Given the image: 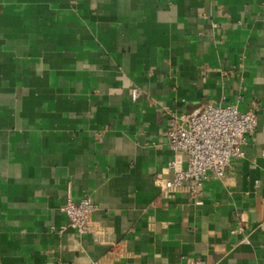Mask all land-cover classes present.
<instances>
[{
	"label": "crops",
	"instance_id": "0c3cea01",
	"mask_svg": "<svg viewBox=\"0 0 264 264\" xmlns=\"http://www.w3.org/2000/svg\"><path fill=\"white\" fill-rule=\"evenodd\" d=\"M210 103L258 125L196 204L155 178ZM0 264H264V0H0Z\"/></svg>",
	"mask_w": 264,
	"mask_h": 264
},
{
	"label": "built area",
	"instance_id": "2783aa9c",
	"mask_svg": "<svg viewBox=\"0 0 264 264\" xmlns=\"http://www.w3.org/2000/svg\"><path fill=\"white\" fill-rule=\"evenodd\" d=\"M145 96L142 88H133V101ZM167 136L174 158L168 163L171 178L156 175L155 181L163 193L187 189L196 204L203 203L205 182L223 178L232 160L244 156L243 145L247 136L258 125L254 109L241 111L233 104H207L193 113L168 112ZM186 157V165H183ZM68 223L61 228H72L78 235L92 229L91 215L96 204L91 194L81 199L68 197L62 207Z\"/></svg>",
	"mask_w": 264,
	"mask_h": 264
}]
</instances>
